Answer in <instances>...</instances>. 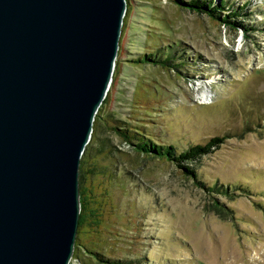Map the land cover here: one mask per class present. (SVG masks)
I'll return each mask as SVG.
<instances>
[{"label":"rangeland","instance_id":"374dc122","mask_svg":"<svg viewBox=\"0 0 264 264\" xmlns=\"http://www.w3.org/2000/svg\"><path fill=\"white\" fill-rule=\"evenodd\" d=\"M246 3L231 19L247 30L168 0H131L119 72L85 147L100 155L84 169L108 189L101 216L109 220L100 237L81 236L72 264H103L84 244L135 264H264V0H227L230 8ZM157 49L172 51L178 67L134 61ZM144 95L155 99L148 110L138 105ZM109 125L143 126L178 150L223 136L185 164L206 186L237 189L212 193L215 208L191 177L136 153Z\"/></svg>","mask_w":264,"mask_h":264},{"label":"water","instance_id":"95a60500","mask_svg":"<svg viewBox=\"0 0 264 264\" xmlns=\"http://www.w3.org/2000/svg\"><path fill=\"white\" fill-rule=\"evenodd\" d=\"M126 0H0V264H69L79 164Z\"/></svg>","mask_w":264,"mask_h":264},{"label":"trees","instance_id":"16d2710c","mask_svg":"<svg viewBox=\"0 0 264 264\" xmlns=\"http://www.w3.org/2000/svg\"><path fill=\"white\" fill-rule=\"evenodd\" d=\"M168 1L175 3V5L179 9L192 10L200 14H206L208 17H210L211 19L217 22L219 21L226 24H231L232 26L235 27H243L245 30H247L245 28V25L242 23V21L231 19L237 16L243 10H245L247 3L245 5L242 4L238 7L231 6L230 8L229 7L230 5L227 4V0H168ZM126 3L127 6H126L125 15L123 17L121 36L124 35L123 31L126 24L125 16L128 14L129 10H131V0H126ZM226 8L230 9L229 12L224 13V15H222V10H225ZM120 43L122 47V42ZM161 51L162 49H157L154 53H152V51H150L149 53H144L134 61L139 63L149 62L155 65H160L162 67L173 66L174 68H177L178 67L177 65L179 63L172 62L174 53L169 50L168 52L165 53L163 52L161 57V53H159ZM119 54L120 53L118 51L117 57ZM118 72H119V68L115 66L111 83L117 77ZM107 96H108V91L102 104L106 103ZM153 101H155V99L151 100L149 99V97H145L144 95L142 96V99L140 98L138 100V105L143 107V108L142 107L139 108L148 110L149 105H152ZM101 105L93 121V130H92L91 138L93 137L97 118L101 112ZM109 127L114 128V126L112 125H109ZM129 127L130 128H114V129H116V131L119 133L121 139H123L126 143H128L133 147L136 153L144 157L156 158L159 160L170 162L174 164L176 167H178L185 176L191 177L195 182H197L201 187H203V189L207 190V192L211 194L213 200L215 201V203H212V205L215 208H217L216 205L220 203L218 200H216V198L213 196L212 193L227 192L229 194H233L235 189H237L235 187L234 188L232 187L231 189H227V187H224L221 184L218 185L217 183H214L212 186H206L205 182L199 180L198 172L195 169L188 166L187 164H185L191 160L199 158L204 154L212 152V148L218 147L220 143H222L225 140L223 136H219V137L213 136L210 137L204 143H195L193 145H189L186 149L178 150L176 144L174 143L166 144L165 142L156 138V134L145 131V128L143 126H138V128L135 129H133L132 125H129ZM85 149L80 158V164H79L80 213L78 218V227H77L73 255L71 262L69 264H72V260L77 258L78 256L77 255L78 247H79L80 238H82L81 236L85 234H94L100 237L102 234L101 232L102 225L109 220L107 218L102 219L101 216L102 207L106 203L104 202L105 201L104 196L107 195L108 189L103 185L102 179H99L98 177H97L98 180H96V178H89L90 179L89 181L88 175L90 173V170L86 171L85 170L86 168L84 169V164L87 160L90 162L91 159H93L95 156L96 157L98 156L99 159L100 155L99 153L88 155L87 153H85ZM82 178H84L83 181ZM94 181L96 182L95 186H93ZM89 184L91 186H89ZM98 237H95L94 239L95 242L97 241L96 238ZM84 247L85 249H87V251H90L94 254V258L96 260L100 261L103 264H135V260L113 258L107 256L106 254L100 255L99 252H97L94 248L93 249L87 248L88 245L86 246V244H84Z\"/></svg>","mask_w":264,"mask_h":264},{"label":"bare ground","instance_id":"6f19581e","mask_svg":"<svg viewBox=\"0 0 264 264\" xmlns=\"http://www.w3.org/2000/svg\"><path fill=\"white\" fill-rule=\"evenodd\" d=\"M206 97V92H203L202 93V98H205Z\"/></svg>","mask_w":264,"mask_h":264}]
</instances>
